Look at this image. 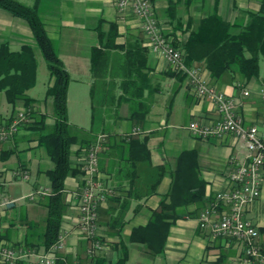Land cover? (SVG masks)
<instances>
[{
	"label": "crops",
	"instance_id": "obj_1",
	"mask_svg": "<svg viewBox=\"0 0 264 264\" xmlns=\"http://www.w3.org/2000/svg\"><path fill=\"white\" fill-rule=\"evenodd\" d=\"M18 1L26 5L37 4L38 13L51 42L70 74L69 121L70 113L74 111L76 104L77 109L84 107L85 110V105L87 108V92L91 97V86L94 82L91 52L92 48L99 44V26L107 32L110 22L115 23L118 32L115 40L117 44L121 45L136 38L147 44L141 20L131 11L120 14L117 0ZM151 2L154 15L165 33L171 40L179 42L185 41L189 34L188 21H197L208 15L214 11L216 5V0H151ZM260 5L261 0H218L216 10L231 23L243 26L249 19V13L259 11ZM4 43L13 51L20 50L25 45L32 47L37 45L28 22L0 7V45ZM123 55L124 50L121 48L108 49L107 63L111 70L108 73V80L114 82L119 78L116 72L124 62ZM196 66L207 80L235 99L238 112L246 125L262 118L264 106L260 98V89L264 88L263 76L243 81L236 75L234 82L225 75L216 82L204 65ZM169 68L161 54L150 50L148 70L157 90L152 101L155 102V107L152 108L151 105L147 121L143 125L129 120V106L124 103L119 107L118 113L114 106L111 112L106 113L117 115L119 130L110 132L102 129L95 132L96 135L103 132L107 134L105 147L99 156L98 177L112 189V193L99 208L100 234L105 242L102 254L105 256L106 264H114L124 249L128 252V259L123 264H236L241 254V246L234 240L214 238L210 228L200 226L199 216L212 203L217 192L230 186L229 174L237 164L249 160L246 140L232 133L222 137L209 136L205 139L195 135L189 128L192 121L214 123L220 116L211 100L197 96L186 79L178 82L174 78L164 77L162 72ZM174 82H178V86L167 109L163 98L167 101ZM31 89L27 94L36 100L29 94ZM244 89L250 91L249 96L243 95ZM101 91L103 89H100L99 98L103 100ZM119 93L120 90L114 87V94L118 96ZM179 94V102L174 107ZM99 103L100 108L104 107L102 101ZM19 108H22L21 104ZM34 110L36 111L34 115L46 114L45 127L37 130L31 129L29 124L23 125L13 138L0 142V179L6 180L10 170L13 178L20 176L16 172L27 171L28 177L35 178L33 191L38 193L42 189L49 191L51 187L47 172L52 168V160L39 139L42 133L51 129L54 118L46 111L36 109L35 105ZM15 113L1 118L0 122ZM135 129L139 131L135 132ZM145 135H148L150 160L135 161L134 164L128 159L127 144L130 137ZM79 148V143L71 146L73 172L64 182L66 207L61 232L64 235L65 247L59 252L69 255L71 264L85 262L86 249L89 245L88 239L79 231L77 220L78 196L85 178L81 166L85 154ZM184 151H187L185 158H180ZM16 154L20 163L13 169L11 166ZM180 162L182 170L176 172L175 168ZM164 164L168 165L170 170H167L153 190L158 177L157 167ZM176 177L177 187L173 196H170ZM261 177V194L258 199L246 206L244 217L257 226L258 241L264 245V168L261 170ZM191 182L202 183L200 200L191 199V193L187 190ZM199 188L197 187V190ZM164 198L170 206L168 212L174 216V220L164 250L151 256L144 245L130 242L129 237L134 227L148 223L152 212L160 207ZM41 200L43 196H38L34 202L41 203ZM14 201L13 198L6 205L0 203L1 238L19 247L42 250L43 232L40 223V229H37L40 208L34 205L24 216L9 217L3 208L15 207ZM119 212L121 216L116 219ZM122 218L125 221L119 230ZM36 259L33 256L18 264H28L29 261Z\"/></svg>",
	"mask_w": 264,
	"mask_h": 264
},
{
	"label": "trees",
	"instance_id": "obj_2",
	"mask_svg": "<svg viewBox=\"0 0 264 264\" xmlns=\"http://www.w3.org/2000/svg\"><path fill=\"white\" fill-rule=\"evenodd\" d=\"M216 0V5H217ZM199 18L197 21H188L189 34L185 41H173V44L183 52L184 61L188 66L202 64L210 71L212 78L217 82L223 76L228 75L231 80L236 81L239 75L243 81L260 77V58L264 56V0H261L259 11L249 13V19L243 26L231 23L218 14L216 10ZM0 7L12 14L25 19L30 25L36 44L42 51L49 67L50 80L47 94L53 98L54 124L48 131L40 135V143L50 156L54 166L47 174L51 181L50 190L42 195V203L47 208V219L45 229L42 233V244L48 249L54 244L61 233L63 214L66 207L65 202V179L73 172L70 158L71 146L80 144L79 150L86 155L88 148L96 141L97 135L91 127L88 130L81 128L73 131L68 118V88L70 74L64 63L58 56L51 39L46 31L45 25L40 18L37 4L26 5L18 0H0ZM109 29L104 32L99 26V44L92 48V73L94 82L91 86L92 99V123L98 119L97 110L99 102L106 113L111 112L114 106L116 113L119 107L127 103L129 106V120L143 125L147 121L150 112L153 95L156 86L148 70L150 48L141 39L126 41L124 44L115 42L118 35L117 26L110 22ZM169 37V35L167 34ZM121 48L124 50V62L118 67L114 82L108 80L109 66L108 49ZM37 62L35 49L30 45L23 46L20 50L13 51L7 44L0 45V91H4L9 103L14 107L22 105V109L31 111L32 122L25 124L31 129L42 130L45 127L46 114L34 115L36 100L28 96L27 91L36 82ZM164 77H171L178 82L186 79V74L175 71L171 67L162 72ZM264 83V76L262 77ZM114 87L120 90L118 96L114 94ZM100 89H103V100L99 98ZM21 109V108H20ZM19 109V110H20ZM107 131L106 129H103ZM105 133V132H103ZM129 160L148 161L150 150L148 148V135L130 137L128 142ZM187 151L181 153L180 158H185ZM181 160V159H180ZM85 160L81 162L82 169ZM170 170L169 166L159 165L157 167L158 177L155 186L160 182L163 175ZM181 162L178 163L176 172H180ZM84 171V169H83ZM85 173V172H84ZM202 183H189L188 191L192 200H200ZM177 187V177L173 183L170 196L174 194ZM197 187H200L197 190ZM181 188H179V191ZM167 197V196H166ZM170 206L162 200L160 207L154 210L148 223L144 226L134 227L129 237L130 242L145 246L148 254L155 256L164 250L170 226L174 220L168 210ZM125 214V212H124ZM121 216V212L116 219ZM124 218L119 225L122 228ZM1 238V235H0ZM105 244L102 237H100ZM90 245V240L87 241ZM88 245V246H89ZM87 255V254H86ZM128 259V252L124 249L114 264H123ZM69 255L59 254L56 264H71ZM106 264L102 251L82 264Z\"/></svg>",
	"mask_w": 264,
	"mask_h": 264
},
{
	"label": "built area",
	"instance_id": "obj_3",
	"mask_svg": "<svg viewBox=\"0 0 264 264\" xmlns=\"http://www.w3.org/2000/svg\"><path fill=\"white\" fill-rule=\"evenodd\" d=\"M117 8L120 14L131 11L139 18L150 50L161 54L173 70L185 73L187 83L196 95L208 98L214 104L220 118L208 124L192 121L189 124L191 131L204 139L232 133L246 140L249 160L237 164L230 172L228 178L230 186L215 194L212 203L201 212L199 222L202 228H210L214 238L234 240L241 246V254L236 264H264V245L258 241L259 230L252 221L244 217L246 206L258 199L261 194V170L264 168V113L259 121L246 125L238 112L235 99L207 80L199 67L188 66L185 63L182 50L173 44L155 17L151 0H117ZM242 92L244 96L250 95L247 89ZM260 98L264 106V88L260 89ZM31 120L30 109H20L10 118L0 122V142L13 138L20 127ZM106 140L107 134L99 133L96 141L86 152L83 167L84 184L77 202L78 228L81 234L90 240V245L86 249L90 259L104 248L100 239L99 208L112 193V189L98 177L99 156ZM16 174H22L24 178L29 176L27 171ZM47 192L44 189L37 194L42 196ZM29 198L35 200L38 196L31 194ZM64 247L62 232L54 244L42 250L19 247L0 238V263L18 264L35 256L37 259L29 261L28 264H56L58 253Z\"/></svg>",
	"mask_w": 264,
	"mask_h": 264
},
{
	"label": "rangeland",
	"instance_id": "obj_4",
	"mask_svg": "<svg viewBox=\"0 0 264 264\" xmlns=\"http://www.w3.org/2000/svg\"><path fill=\"white\" fill-rule=\"evenodd\" d=\"M35 49V57L37 62V70H36V82L35 85L32 87V89L29 91V94L31 96H34L36 98V109H40L42 111H46L50 115L53 114V98L52 96L47 94V88L50 80V71L48 67V63L42 53V51L38 48L37 45L34 47ZM260 75L264 76V56H261L260 58ZM183 92V89L180 90V93ZM87 96V108L85 105L81 109H77V104L74 107V111L70 113V124L73 128V131H75L78 128L88 130L91 127H93L94 131H100L102 129H106L110 132L118 131L119 126L117 122L119 121L117 119L116 114H110L107 115L103 108H100L97 110L98 113V119L95 124L92 123V109H91V97L89 92ZM175 100L174 107L179 102V97ZM169 97V95H168ZM166 108H169L168 105V99L165 101L163 98ZM100 104V103H99ZM152 108L155 107V102L152 104ZM20 105H16L15 107L8 102L6 94L4 91H0V119L9 117L12 113H17V111L20 109ZM168 106V107H167ZM22 109V108H21ZM81 111V112H79ZM85 111V112H82ZM117 119V120H116ZM187 123V121H185ZM19 159L18 155H14L13 157V165L11 166L13 169H16L19 166ZM54 164L51 162V167H53ZM12 170L9 171V174L5 178L0 179V203L2 205H6L9 200L15 199V207L12 208H3L8 212L9 217H17V216H24L29 209L32 206H37L40 208V212L38 213L37 219V229H40L39 223L41 225V232L44 231L45 225H46V219H47V208L46 206L41 203H36L34 200H31L29 196L31 194H36V192L33 191V184L36 181L33 177L24 178L22 174H19L17 178L11 177ZM44 190V189H42ZM39 231V233H41ZM42 237V234H41Z\"/></svg>",
	"mask_w": 264,
	"mask_h": 264
},
{
	"label": "water",
	"instance_id": "obj_5",
	"mask_svg": "<svg viewBox=\"0 0 264 264\" xmlns=\"http://www.w3.org/2000/svg\"><path fill=\"white\" fill-rule=\"evenodd\" d=\"M177 86H178V82H174L172 85V88H171V92H170L169 97H168V105H170V103H171V100H172L173 95L177 89Z\"/></svg>",
	"mask_w": 264,
	"mask_h": 264
}]
</instances>
